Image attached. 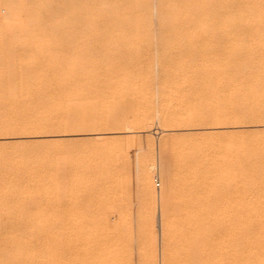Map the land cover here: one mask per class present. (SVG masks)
<instances>
[{
    "label": "rangeland",
    "instance_id": "1",
    "mask_svg": "<svg viewBox=\"0 0 264 264\" xmlns=\"http://www.w3.org/2000/svg\"><path fill=\"white\" fill-rule=\"evenodd\" d=\"M0 29L48 79L0 87V264H182L171 156L198 155L203 212L264 214V0H0Z\"/></svg>",
    "mask_w": 264,
    "mask_h": 264
},
{
    "label": "bare ground",
    "instance_id": "2",
    "mask_svg": "<svg viewBox=\"0 0 264 264\" xmlns=\"http://www.w3.org/2000/svg\"><path fill=\"white\" fill-rule=\"evenodd\" d=\"M242 4H240V5H242ZM9 56H11V55H9ZM13 57H14V55H13ZM2 58H1V60H2ZM8 59H9V57H8ZM15 59H16V57H15ZM5 60H7V59L5 58ZM10 60H12V59H10ZM1 62H3V64H4V62H6V61H1ZM10 62H9L10 66L7 62L8 67L11 68V64L13 67H15L16 64L14 65L13 61H10ZM16 62H18V61H16ZM16 62L14 61V63H16ZM3 64H2L3 68L1 67L2 70H0V87H2V88H4V87L8 88L10 85L13 86L14 84H18L19 82L17 83V81H20V80H17V79H19V78H21V81H20L21 84L27 82V84L30 83V85H31V83L34 85V84H36V82H43V79L48 80L47 75H46L47 71L46 72L38 71V72H40V75H39V74H36L35 71L32 72V71L27 70L26 72L23 71L24 72V73H22L23 76L17 78V76L18 75L20 76L21 74L18 73L16 76V73H17L15 71L16 68H13L11 70H10V68L6 69L5 66H7V65L4 66ZM4 68H5V70H3ZM49 74L50 73L48 72V75ZM18 85H17V89H18ZM33 85H32V87H33ZM37 86H35V88ZM23 87H21V88L23 89ZM24 88H26V87H24ZM8 90H9V88H8ZM10 90L12 92H13V90H15L14 92H16L15 88L14 89L11 88ZM37 90L38 89H36V93H37ZM39 91L41 92L43 90L42 89L40 90V88H39ZM8 92H7V94H9ZM12 92H10V93H12ZM17 92H18V94H17ZM17 92H16V94H17V96H19L20 91H17ZM27 92H29V90ZM5 93H6V91H5ZM24 93L25 92H23V94ZM256 93H258V92H255L254 94L256 95ZM23 94L22 95L20 94V95L23 96ZM46 94L50 95L48 92H46ZM11 95L13 96V93ZM11 95L9 94V96H11ZM39 96H41V95H39ZM6 97H8V96L6 95ZM12 98L14 99V97H12ZM46 98H49V96H46ZM54 100H52V101H54ZM13 101H15V100H13ZM44 101H47V99ZM7 102H10V101H7ZM12 102H11V104H12ZM29 102H30V99H29ZM29 102L24 103V104H26V105L28 104V106H30L29 104L35 105L34 103H29ZM31 102H32V100H31ZM33 102H34V100H33ZM17 103H18V101H17ZM24 104H22V105H24ZM36 104L41 105L40 103H36ZM18 105H19V103H18ZM26 105H24V106H26ZM33 105H31V106H33ZM39 105L37 106V109H38V107H40ZM50 105H49V107H50ZM53 105H56V104L53 103L52 107H53ZM21 107H20V109H21ZM35 107H36V105H35ZM41 108H42V106H41ZM45 108L43 110L41 109V111L44 112ZM54 108H55V106H54ZM10 109H11V107H10ZM23 109H24V107H22V110ZM31 109H33L32 110L33 112L36 110V109L34 110L33 107H31ZM49 109H47L45 112L46 116L42 117L43 114L40 115V117L42 119L41 118L36 119V117H38V115L41 114L40 111H39L40 113L37 112L38 114H34V116H33V114L30 113L33 116V118L31 116V118H30L31 124L29 123L31 126L29 128H32V127L34 128V126H37V127H40V129L38 128V130H41V128L43 129L44 127H46V129H45L46 131L48 130L47 129L48 126L50 127V129L55 128L57 125L55 127L52 126V123L54 124V122H55L54 121L55 119H53V118H55V117H53L55 115L52 113L51 114L53 116L50 115V112H48ZM17 110H13L14 112L12 110L11 111L13 113H16ZM68 110H69V108H68ZM74 110H76V109H74ZM54 111H53V113H54ZM20 112H21V115L22 116L24 115V117H25L26 114H23V113L27 112V109H24V111L20 110ZM76 112H79V111H76ZM34 113H36V111ZM30 114H28V115H30ZM150 114H149V119L152 116V115L150 116ZM13 115H15V114H13ZM19 116H20V114H19ZM51 116L53 118H51ZM62 116H63V114H62ZM16 117H17V115H16ZM26 117H28V116H26ZM20 118H21V116L18 117L16 122L18 120L19 121L22 120L23 117L21 119ZM24 121H29V119L25 120V118H24ZM144 121L145 120H143L142 122L146 123V121L145 122ZM20 123L21 122H18L16 124H20ZM25 123L26 122H24V125H22L23 124V120H22L21 125L24 126L23 129H26V127H27V126L25 127ZM12 124L15 125L14 123H12ZM70 124H71V122H70ZM32 125H34V126H32ZM37 127H35V128H37ZM45 130H43V132ZM51 131H53V130H51ZM54 131H56V130H54ZM47 132H50V131H47ZM95 134L98 136H101V134L98 132L97 133L95 132ZM182 153H184V152H182ZM185 155L186 154H184L185 158H183V157L172 158L173 156H171L170 158L166 157L167 159L165 158V160L163 161V167H162L163 168L162 169L163 176L162 177L164 178V189L161 190L162 192L160 194L161 200H162L163 214H164V217H166V219H167L166 223H165L166 227L168 229H173L175 227H179L178 229H180L179 234H178L179 236L177 237L178 243H176V244L179 245L180 249H181V251H179V252H181L180 253L181 255L179 256L180 260L184 257L182 264H264V214H262V215L258 214L257 215L255 213L254 215L253 214L251 215L252 212L248 215L246 213L242 214V213H223V212L222 213H216V214H213L212 212H210V213H212V214H210V213L203 212V209H205V211H206V209L208 207L205 206V204H203L204 202L203 203L201 202V204H203L205 207L202 206L200 204V201H203V199H199L200 195L205 191V188H206V185H205L206 183L201 179L202 177L199 176L200 175V172H199L200 171L199 170L200 169V164H199L200 159L197 157L198 155L197 156L186 155L188 157H186ZM174 156H177V155L175 154ZM12 162H10V163H12ZM3 171H5V170H3ZM198 172H199V174H198ZM2 175H4V174H2ZM1 178H2V176H1ZM4 178L6 180V176H4ZM146 179H147V177L145 175H143L142 180H141V183H142L141 185H144L145 189H146V187H148L146 185L147 184ZM0 182H1V180H0ZM144 186H142V187H144ZM155 195L156 194L154 193V196ZM202 197L203 196L201 195V198ZM210 208H212V207H210ZM172 216H174V218H172ZM32 225H33V223H32ZM46 229H48V228H46ZM0 240H1L0 242H2L5 239L0 238ZM15 240L16 239H14V241ZM174 244H175V242H174ZM1 245L2 244H0V246ZM15 245L17 246L18 243ZM179 246L177 248H179ZM5 247L3 245V248L0 250L1 251L3 250V252H5V249H4ZM7 251H6V253H7ZM13 251H11V252H13ZM23 253H25V252H23ZM3 254H5V253H2L0 255L2 256ZM14 254L15 253H13V255ZM18 254H20V252ZM3 256H4V259H7L5 255H3ZM16 256L17 255L15 254V257ZM181 256H183V257H181ZM175 258H177V257H175ZM9 259L10 258L8 257V260ZM16 259L17 258H15V262L20 260V259H17V261H16ZM8 264H11V263L9 262Z\"/></svg>",
    "mask_w": 264,
    "mask_h": 264
}]
</instances>
